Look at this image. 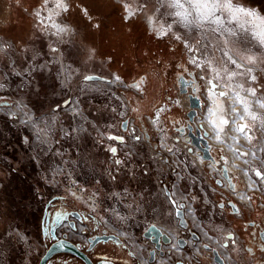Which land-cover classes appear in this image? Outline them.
I'll return each instance as SVG.
<instances>
[{"label":"snow or ice","instance_id":"1","mask_svg":"<svg viewBox=\"0 0 264 264\" xmlns=\"http://www.w3.org/2000/svg\"><path fill=\"white\" fill-rule=\"evenodd\" d=\"M119 2L125 21L143 17L152 26L157 38L162 40L167 38L170 41L169 47L175 43L184 50L185 54H192L187 64L199 70L198 79L204 81L206 94L211 101L210 106H206V113L200 118L198 127L201 130L208 129L204 133L207 139L219 144H227V150L231 152L233 160L242 159L247 167L240 171L247 177V181L246 191L240 195V200L248 208L259 200V207L264 208V196L247 195V192L264 193V170H262L264 157L258 155V153H264V82H262L264 81V14L246 7L239 0H119ZM37 5L32 11L36 21L34 27L40 36L46 39L42 40L39 47H16L0 39V93L9 92L14 88L17 92L31 90L39 95V90L36 88V75L50 73L54 82L53 88L55 83H59L66 92H71L72 80L80 76L79 93L86 94V91L92 89L86 90L83 83L102 78L88 74L86 68L87 63L94 58L95 49L86 48L82 44L79 47H73L75 41L70 44L69 38L76 34L77 29L68 22L71 20L69 14L73 8L78 9L80 20L85 22L86 27L99 29L100 22L95 20L94 13H90L89 6H85L82 0L80 2L37 0ZM165 16L176 19L165 23L163 21ZM76 23L78 27L80 21ZM173 24L181 27L174 31ZM61 46L65 47L62 49ZM82 53H86V59L81 58ZM65 59H70L72 64H79L80 67L73 68L72 64H65ZM81 67L85 68L84 72H81ZM113 81L125 83L117 73H111V80L107 82ZM145 81L146 75L140 74L137 82L127 87L144 93L145 90L141 88V85ZM108 95L115 96L114 93ZM115 98L119 102L120 111L117 112L116 107H111L109 111L122 118L129 105L120 97ZM6 99V96L0 95V100ZM79 103V99H65L57 102L52 109V112L56 113L70 108L67 113L68 126H62L60 129L62 136L55 138L51 135L55 116L50 117L52 121L50 124L48 118L35 115L32 109L22 101L17 103L15 110L13 105L0 104V111L7 109L4 112L6 119L24 126L25 131L28 132L20 139L24 144L29 145L26 151L29 153L33 166L41 164V169L45 173L42 177L44 184L49 190L55 188L61 193L59 196L52 193L54 199L81 200L83 193L87 191L84 184L100 183V180L94 176L89 178L87 172L75 174L76 162L66 159V152L59 146L61 139L87 142L91 136L89 129H92L101 138L125 145L128 151L124 155L129 158V161L133 155L140 154L137 152L138 146L148 159L147 164L144 160L139 161L142 169L139 173L141 179L135 195L122 183L119 185L122 188L121 191L112 187L121 166H125L130 180L136 179L130 162L126 164L124 159L119 158L113 161L115 167L109 171V179L105 181L107 192L103 201L105 205L103 211L107 218L103 219V223L106 227L109 222L113 226L122 227L129 220L134 221L137 216L141 220L159 221L161 225L170 227L178 217L184 215L195 217V213L199 210L195 207L197 201L209 203L204 199L207 195L204 176L200 173H197L196 177H193L191 173L184 174L188 169L195 170L199 164L203 163L204 158L198 156L192 147L185 145L180 148L177 147L176 142H168L167 130L161 122V114L168 110L166 107H157L150 120V123L157 128L156 144L154 146L150 143L141 144L142 135L137 134V130L132 128L129 138L134 143L129 145L124 136L100 132L97 121L105 119V114L103 112L99 116L92 113L85 114ZM173 103L178 105L180 101L175 100ZM136 110L132 108V111ZM89 116H92V119H89ZM107 127H114V125H107ZM123 127L128 130L127 121L123 122ZM241 138L245 141L243 145L240 144ZM79 147L77 143V148ZM243 148L248 150L244 151ZM107 151L113 157L118 155L117 147L109 145ZM224 151L225 149H220L221 153ZM33 152L35 155H32ZM228 160L227 156H220L223 164L226 165ZM257 160L258 165L253 163ZM216 164L217 161L212 160L209 166L213 167ZM150 171L153 175L149 174ZM249 173L257 180H253ZM169 175L171 180L168 179ZM60 177L63 179L61 180ZM227 179L232 191L235 192L236 185L232 183V178L229 176ZM215 183L219 185L221 180L217 179ZM161 193L164 196L163 200H159ZM37 198L43 197L38 194ZM88 200L91 211L96 213L99 194L90 193ZM52 202L53 199L50 198L48 203ZM217 206L220 209L224 208L222 203ZM229 207L234 210V215H241L240 208L236 204L230 202ZM61 215L62 213L57 211L56 219L59 220ZM89 219L84 217L83 223L86 224ZM156 227V223H152V230H156ZM43 231L41 227V232ZM12 235L10 231L0 233V242ZM121 235L126 233L118 232L113 238L119 242ZM253 235L255 238L256 234ZM225 239L231 241V250L227 258L233 260V264H240V261L246 258L245 254H247L248 264H264V232L259 234L261 240L259 249L262 253L260 258H256L253 248L238 246L234 235H228ZM121 246L127 247L126 244ZM209 247V244H203L204 249ZM220 247L227 249L229 245L221 243ZM171 248L173 251H179L176 244H172ZM199 252L200 249L194 246L190 254L179 260V264H183L185 260H194ZM129 255L135 254L129 253ZM151 255L154 258L155 253ZM170 255L171 253L166 254V256ZM103 259L105 264H111L107 257Z\"/></svg>","mask_w":264,"mask_h":264},{"label":"rangeland","instance_id":"2","mask_svg":"<svg viewBox=\"0 0 264 264\" xmlns=\"http://www.w3.org/2000/svg\"><path fill=\"white\" fill-rule=\"evenodd\" d=\"M28 1V9L30 12H28L27 15L28 35L21 36L19 29L4 32V34H6L3 36L4 40L16 47H39L42 40L46 39L45 37H41L34 27L36 21L32 15V11L35 7L38 6L37 0ZM77 2H80V0H77ZM82 2L85 4V6H89L90 13H94L95 20L97 22H100L101 27L99 29L86 27L85 22L80 20L79 10L73 8L71 13L69 14L71 16V20H69L68 22L72 25V27L76 28L77 31L74 36L69 38L70 44L72 41H75L73 47H79L82 44L86 48L95 49L94 58L92 61H89L87 63L86 68L88 70V74L99 76L102 79L97 81L84 82L83 86L85 87V89L87 90L91 88L92 90L86 91V94L84 95H80V76H76L72 80V83L70 85L72 89L71 92H66L60 87L59 83H55V87L53 88L54 82L51 79L50 73L37 74L36 88L39 90V95H36L35 92L31 90H29L28 92H17L13 88L9 92L0 93V95H4L7 97L6 100H0V104L13 105V110H15L17 103L22 101L32 109L35 115H42L48 118V122L50 124L52 123L50 117L55 116V125L51 130V135L55 138L57 136H62V133L60 132L62 126H68L69 117L67 113L70 111V108L56 113H53L52 109L55 108L57 102H62L65 99H79V106L84 110L85 114L92 113L96 116H99L101 112L105 114V119H100L97 121L100 132H106L108 134L117 136H124L126 142L130 145L134 143V141L130 140L129 132L131 131L130 129L135 128L137 130V134L142 135L141 144L150 143L154 146L158 138L157 128L150 123V120L153 118V113L156 110V106L159 105L162 101H166V104L161 103L162 105H160L168 109L165 113L161 114V122L167 130L168 142H176L177 147L180 148H183L185 145H187L188 147H192L194 151H196L198 156H202L201 153L192 145L191 141L187 139V135L184 136L180 134V132L178 131L179 129H175L174 125H172V122L177 120L178 117H182V115L185 116L188 109L187 97L180 95L179 91L174 85L169 86L170 88H167L168 85H166L165 89L161 91L160 95L150 93V89L147 88L144 89V92L147 93H140L135 88L127 87V85L135 84L137 82V72L133 69V64L131 63V61H129L130 58L128 56H124V61L121 60L123 55L121 56L120 54V48L125 50L130 46L135 47L136 45H133V42L138 43L141 41L142 48L144 46L152 48L153 50H156L161 56L172 55V60L170 63L171 65L169 67H171L173 72H176V69H178L179 65H187L198 76L199 70L187 64V60L191 57L192 54H185L184 50L178 47L175 43H172V46L169 47L170 41L167 38L163 40L157 38L153 32L152 26H150L143 17H137L133 18L131 21H125L123 19L124 12L120 7L119 0H82ZM239 2L244 4L248 8L254 9L258 13L264 14V12L261 11L260 8L263 5L261 0H239ZM174 19L176 18L165 16L163 18V21L165 23H169ZM77 21H80L78 27L76 23ZM178 27L181 26L173 24L174 31L177 30ZM112 34H114L113 37L116 40H111ZM61 47L63 49L65 46ZM113 54L117 55L114 57ZM81 58L86 59V53H82ZM123 62H125L126 65L128 64V62H130L132 65L130 64V67L128 66L129 64L127 66L122 65ZM65 64H72V61L70 59H65ZM72 67L76 68L80 67V65L72 64ZM80 70L81 72H84L85 68L81 67ZM111 73L119 74L123 78L125 83L121 84L115 81H113L112 83H108L107 81L111 80ZM131 77L135 78L134 81L131 80ZM201 82L203 83V96L206 102V106H210L211 101L208 99V96L206 94V86L203 80H201ZM145 84L148 86L151 85V83H149L148 81H145L143 85ZM109 93H114L115 96H110L108 95ZM117 96L127 102L129 105V107L125 109L126 114L122 118L118 117L116 113L109 111L111 107H116L117 112L120 111L119 102L115 98ZM157 98H159L157 103L155 102V105L153 104L151 107H148V102ZM137 99L142 101L139 102ZM175 100H179L180 104L177 105L173 103V101ZM145 104L147 106V109H150L146 110V107H144ZM133 106L135 108H138L139 110L143 108L146 111L143 113H134V111H132ZM206 106L204 111L201 113L202 115L206 113ZM6 111L7 109L0 111V183H4L7 179L9 175L7 168L8 165L12 164V166H14L13 169L21 171L19 174L23 176H29L31 178L26 179L27 181H32L29 182L30 185H37L36 188L40 187V189L42 188V186L47 187L42 180V177L45 173L41 169V164L38 163L35 165V167L33 166L29 157V153L26 151L29 145L24 144L20 139L22 136L27 135L28 132L25 131L24 126L18 124L15 121L6 119L4 115V112ZM173 117L175 118L174 121ZM88 118L92 119V116H89ZM124 121H127L129 124L128 130H125L123 127ZM199 121L200 118L198 119V124ZM107 125H114V127H107ZM142 125L144 126L143 129L141 128ZM204 130L206 132L208 131L207 128H205ZM89 131L91 132V136L88 138L87 142L84 140L72 142L71 140L65 141L64 139H61L59 146L63 151L66 152V159L76 162L77 166L75 169V174H82L87 172L89 178L94 176L96 177V179L100 180V183L98 184H84V187L87 189V191L83 193V199H68L72 200L79 206L87 207L90 211V202L86 198H84V196H89L90 193L97 192L99 194L98 203L100 208L97 207L96 213H93L92 211L91 213L103 222V219L107 218L103 211V208L105 207L103 201L107 192L105 181H108L109 179V171L115 167L113 161L119 158L124 159L126 164L130 162L135 172L136 179L130 180L128 178V173L125 171V166H121L120 172L117 175V180L115 184H112V187H114L117 191H121L122 188L119 185H121L122 183L123 186L128 187L129 190L132 191L133 195H135L136 191L139 189V180L141 179L139 173L142 169L139 161L144 160L145 164H147L148 159L147 155L141 152L140 147L138 146L137 152L140 154L133 155L131 157V160L129 161V158L124 155V153L128 151V148L125 147V145H121L117 141L101 138L100 135L92 129H89ZM145 134H148L149 136ZM209 141L212 142H210V144L219 152L221 148H225L223 146H220V144L214 140ZM240 142L241 145L245 143L242 138ZM77 143L80 145L79 148H77ZM70 144L71 147H69ZM109 145L117 147V156L113 157L107 151ZM242 150L246 151L248 149L243 148ZM221 154L229 158L227 166L234 170V173H238L240 175L242 182L245 184V192L247 177L243 175L240 169L246 168L247 166L243 164L242 159L233 160L231 157V152L227 150V146L225 151ZM32 155H35V153L33 152ZM258 155L264 157V153H258ZM253 163L258 165L259 161L257 160ZM209 165V162L203 160V163L199 164L195 168V170L188 169L184 173L185 175L191 173L193 177H196L197 173H200L202 176H204V183L207 184V195L204 197V199L209 201V203L207 204L197 201V204L195 205L196 207L199 204L200 207L205 211V216H203L204 219L198 218L196 216H187L195 227L197 233L201 236L202 240L220 247L221 241L226 242L228 240L225 239V235L219 233L220 230L216 226V224L213 223L211 217H214L213 215L215 210V202L220 197V193H223V191L219 189L217 184L215 183V181L217 180V176H219L217 170H215L213 167H210ZM149 174L153 175L151 171ZM249 175L252 176L253 180H257V178L251 173H249ZM60 179L62 180L63 177H60ZM168 179L171 180V175L168 176ZM21 183L27 184L26 182ZM109 183L111 184V181H109ZM52 193H55L57 196L61 194L57 192L55 188H52L51 190H49V194H47V197H52ZM254 194L256 195V193ZM254 197L258 196L256 195ZM163 199L164 196L161 193L159 196V200ZM152 223H156V225L166 234H172L175 236L180 233L179 227L177 225V219L169 227L168 225H161L159 221H149L147 219L141 220L139 216H137L134 221L129 220L122 227L113 226L111 222L108 223L107 227L117 234L118 232H125L126 235L121 236L127 239V241H130L132 244H134L136 242L134 237L137 236L138 233H141L142 229L148 228L150 225H152ZM204 233H207V235H204ZM14 237V242L11 240L13 243H15V241L17 240V234H15ZM18 240H20V238H18ZM217 241H219V243H217ZM5 256V253L0 252V264H5Z\"/></svg>","mask_w":264,"mask_h":264},{"label":"flooded vegetation","instance_id":"3","mask_svg":"<svg viewBox=\"0 0 264 264\" xmlns=\"http://www.w3.org/2000/svg\"><path fill=\"white\" fill-rule=\"evenodd\" d=\"M261 1L263 5L260 8L264 12V0ZM28 5V0H0V39L4 40L3 36L6 35L4 32L16 29L20 30L21 36L28 35ZM134 48V50L131 49L132 51L125 52V56H128L129 61L133 62V68L137 72L136 78L140 74H145L146 81L151 83L150 86L141 85V88L150 89V93L157 95L165 89L166 85H168L167 88L174 85L180 95L187 97L188 109L185 116L182 115L177 120L173 117V121H175L172 122V125L175 129H179L180 134L187 135V139L191 142L192 138L189 135L193 134L194 138H199L197 134V130H199L201 138L207 140L211 146L212 160L217 161L213 168L219 174L217 179L221 180V184H217V186L223 191L214 205V217H211L213 223L219 228L220 234L225 235V237L234 235L238 246L253 248L256 258H260L262 253L259 249L261 243L259 234L264 232V208L259 207V200L252 204L251 208L246 207L244 202L240 200V195L245 190V184L242 182L240 175L234 173V170L220 161V156L223 154L210 144L211 141L204 135L206 131L198 127V119L202 117L201 113L206 106L203 96V83L187 65H179L176 72H173L169 67L172 55L161 56L152 48L147 46L142 48L141 41ZM122 57L124 58V54ZM138 61L141 62V65L135 63ZM185 68L188 70L185 71ZM182 91L185 93H182ZM151 102L152 105H155L157 99L151 100ZM165 102L162 101L161 103ZM192 103L201 108L192 109ZM160 104L156 108L162 105ZM193 111L196 114L191 119L189 113ZM211 161L207 162L210 163ZM7 169L9 175L4 183H0V233L10 231L13 235L5 237L3 242H0V252L6 254L5 264H41L48 249L55 243L60 244L62 249L45 264H105L104 257H107L111 264H179V260L190 254L194 246L200 249L199 255L194 260H185L183 264H233V260L227 258L231 250V241H221V243L229 245V248L226 249L202 240L187 215H184L183 219L177 218L180 233L175 236L164 233L157 226L162 234L170 240L168 244L163 243L162 237H160L158 243L153 242L155 240L154 236L151 238L145 237V233L152 225L134 237L136 241L134 244L122 236L119 237V242H117L113 238L117 233L108 229L102 220L92 214L87 207L79 206L70 199L45 198L43 189H40L39 186V188H36L37 185L15 183L14 169ZM229 176L232 178V183L236 185L235 192L232 191L228 183L227 178ZM29 186L36 188L38 192L35 194V199L29 198L30 194L26 190ZM255 193L258 197L264 196L262 192ZM38 194L43 198L38 199ZM247 195L256 196L253 192H248ZM50 198L53 199L51 204L48 203ZM230 202L240 208L241 215L233 214L234 210L229 207ZM221 203L224 204L223 209L217 206ZM196 207L199 210L195 213V216L204 219L205 211L199 204ZM57 211L62 213L59 220L55 216ZM84 217L90 218L86 224L83 223ZM93 217L94 219H92ZM41 227L44 229L43 232H41ZM254 233L256 234L255 238ZM15 234H17V240L13 243ZM21 237H24V239H21ZM204 243L209 244V249L203 248ZM125 244L127 247L121 246ZM157 244H159V248ZM172 244H176L179 251H173ZM69 247L74 252L64 250ZM153 252L155 253L154 258L151 255ZM129 253L135 255H129ZM168 253H171V255L166 256ZM245 257L244 260L240 261V264H248L247 254H245Z\"/></svg>","mask_w":264,"mask_h":264},{"label":"water","instance_id":"4","mask_svg":"<svg viewBox=\"0 0 264 264\" xmlns=\"http://www.w3.org/2000/svg\"><path fill=\"white\" fill-rule=\"evenodd\" d=\"M182 93H185L182 91ZM191 108L192 109H196V108H201L200 106H197L195 104H191ZM196 112H190L189 113V117L192 119L195 116ZM197 134L199 136V138H194L193 134H190L189 136L192 138V145L197 148L201 153H202V157L204 158L205 161H211L212 155H211V146L209 145V143L207 142V140H204L201 138V132L199 130H197ZM227 177V174H226ZM180 219H183L184 216L182 217H178ZM152 236L155 237V240H153L154 243H158L160 237L163 238V243L168 244L170 242V240L167 238L166 235L162 234L161 230L159 228L156 227V230H152V227L149 228V230L145 233V237L146 238H151ZM157 247L159 248V244H157ZM61 246L58 243L53 244L47 251V253L44 255L41 264H45L53 255H55L57 252H59L61 250ZM67 251H72L74 252V250L72 248H68V249H64Z\"/></svg>","mask_w":264,"mask_h":264},{"label":"trees","instance_id":"5","mask_svg":"<svg viewBox=\"0 0 264 264\" xmlns=\"http://www.w3.org/2000/svg\"><path fill=\"white\" fill-rule=\"evenodd\" d=\"M113 36H114V34H112V36H111V40H116ZM133 41H138V40H133ZM133 45H137V42H133ZM127 48H129V47H127ZM127 48H126V49H127ZM131 49L134 50L135 48H134V47H131V48H129L128 50H131ZM128 50H124V49H121V48H120V54H121V56H122L123 54L126 55L125 52H127ZM132 50H131V51H132ZM130 53H132V52H130ZM120 54H119V55H120ZM116 55H117V54H115V55L113 54L114 57H115ZM125 55H124V56H125ZM121 60L124 61V58L122 57ZM131 63L133 64V62H131ZM131 63L128 62L129 65H128V64H127V65L130 67V64H131ZM135 63L138 64V65H141V62H139V61H138V62H135ZM132 64H131V65H132ZM122 65H126L125 62H123ZM127 65H126V66H127ZM132 66H133V65H132ZM133 69H134V68H133ZM133 72H134V71H133ZM134 73H135V72H134ZM131 78H132L131 80L134 81L135 78H134V77H131ZM136 80H137V79H136ZM159 95H160V94H159ZM159 95H158V97H159ZM137 100H138L139 102L142 101V100H139V99H137ZM158 100H159V98H157V101H158ZM148 105H149L148 107H151V106H152V104H151V100L148 102ZM144 107H146V110L150 109V108L147 109L146 104L144 105ZM133 108H135V107L133 106ZM136 109H137V110H136L137 112L134 111V113H140V112L143 113V112L146 111V110H144L143 108L140 109V110H139L138 108H136ZM141 128L143 129L144 126L142 125ZM145 135H147V134H145ZM13 163H14V162H13ZM8 168H10V169L12 168V169H13L14 166H12V164H10V165H8ZM20 172H21V171L14 169V182H15V183H18V182H20V183H21V182H26L27 184H29V182H32V181H27V180H26V179H31L29 176H23V175L19 174ZM33 183H34V182H33ZM42 189H43L44 197L46 198V197H47V194H49V190L47 189V187H44V186H42ZM26 190H27V191L29 192V194H30V195H29V198H30V199H35V197H36L35 194L37 193L36 188H33V187L29 186Z\"/></svg>","mask_w":264,"mask_h":264},{"label":"built area","instance_id":"6","mask_svg":"<svg viewBox=\"0 0 264 264\" xmlns=\"http://www.w3.org/2000/svg\"><path fill=\"white\" fill-rule=\"evenodd\" d=\"M130 130H131V129H130ZM228 143H231V141H228ZM240 144H241V142H240ZM220 146H223V147H225L224 149H226L227 144H220ZM221 149H223V148H221ZM262 170H263V169H262ZM85 196H86V195H85ZM85 196H84V198H86V199L88 200V197H89V196H86V197H85ZM88 201H89V200H88ZM90 207H91V206H90ZM97 207H99V203L97 204ZM99 208H100V207H99Z\"/></svg>","mask_w":264,"mask_h":264},{"label":"bare ground","instance_id":"7","mask_svg":"<svg viewBox=\"0 0 264 264\" xmlns=\"http://www.w3.org/2000/svg\"><path fill=\"white\" fill-rule=\"evenodd\" d=\"M212 143V142H211Z\"/></svg>","mask_w":264,"mask_h":264}]
</instances>
